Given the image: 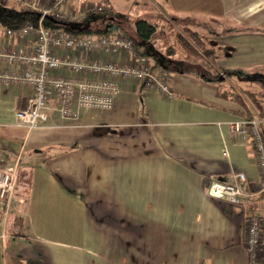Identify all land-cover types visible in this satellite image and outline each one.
I'll return each mask as SVG.
<instances>
[{
    "label": "crops",
    "instance_id": "crops-1",
    "mask_svg": "<svg viewBox=\"0 0 264 264\" xmlns=\"http://www.w3.org/2000/svg\"><path fill=\"white\" fill-rule=\"evenodd\" d=\"M91 1L107 4L106 14L115 11L110 0ZM162 3L165 11L157 9L153 23L164 41L154 40L155 59L147 57L151 71L169 72L171 98L129 77L112 78L118 87L109 110L82 109L76 118L27 128L17 123L16 109L29 87L0 85V154L19 169L15 191L0 202V264H248L246 217L264 213V188L252 147L229 133L227 121L251 114L253 103L243 96L246 113L238 93L264 101L257 97L264 0ZM91 15L74 25L103 27L87 23ZM1 23L0 45L27 42L29 36L4 37L9 26ZM174 23L200 34L211 57L174 39ZM124 30L132 35L134 26L89 34ZM70 55L124 62L131 53L73 49ZM224 85L228 97L218 94ZM236 172L245 176L240 203L207 193L211 180L229 183Z\"/></svg>",
    "mask_w": 264,
    "mask_h": 264
},
{
    "label": "built area",
    "instance_id": "built-area-1",
    "mask_svg": "<svg viewBox=\"0 0 264 264\" xmlns=\"http://www.w3.org/2000/svg\"><path fill=\"white\" fill-rule=\"evenodd\" d=\"M22 9L35 10L34 23L13 28L6 27L4 37L29 36L26 43L0 45V85L11 82L25 84L29 93L25 105L16 109L19 125L33 128L47 124L54 118H76L82 109L109 110L118 84L112 78L129 77L151 90L171 98L169 72L158 67L151 71V62L145 55L137 54L132 41L124 32L110 35L89 33L75 35L62 28H47L44 20L51 16L67 23L84 20L88 14L110 7L101 1H83L79 6L72 0H13ZM131 53L130 59L100 61L70 55L71 50L114 49ZM66 69L74 75L57 74ZM86 72L101 77H79ZM251 114L227 121L229 133L246 138L252 147L255 163L260 171L264 188V101L250 105ZM226 154V151H223ZM17 162L6 164L0 154V202L3 203L15 191L19 174ZM243 172L233 173L232 182L211 180L207 193L223 197L231 204H238L245 195ZM244 248L248 264H264V213L248 214L245 222Z\"/></svg>",
    "mask_w": 264,
    "mask_h": 264
},
{
    "label": "trees",
    "instance_id": "trees-1",
    "mask_svg": "<svg viewBox=\"0 0 264 264\" xmlns=\"http://www.w3.org/2000/svg\"><path fill=\"white\" fill-rule=\"evenodd\" d=\"M13 1V0H12ZM14 2V1H13ZM17 4L16 2H14ZM156 8H158L160 11H165L164 4L155 3ZM18 7V8H17ZM111 10H102L99 12L90 13L91 14H103V13H110ZM38 13L35 10H28V9H22L18 4L16 5H6L5 0H0V21L3 22L5 25L13 28H18L26 23H34L37 20ZM162 18L164 17L163 13H160ZM88 17V16H87ZM87 17L84 19L86 20ZM175 24V23H174ZM44 26L47 28H56L60 26V28L64 29L65 31L72 33V34H79V33H90V32H105V29L103 27H83L81 25H74L72 23H67L64 20L56 19L54 17H47L44 20ZM134 33L127 34V31L124 30V33L129 36V38L132 41V48L133 50L140 55L150 56L152 59H155L153 56L154 49L159 46V43L155 46L152 45V42L154 40H157L158 42L164 41L162 36H158L160 33L159 27L151 22L150 20L146 18H138L134 21ZM176 26L177 28H173ZM170 24L169 28H171V33H173V38L179 41L186 50H189L190 52L199 51L201 54L205 55L206 57L210 58L211 53L209 51V48L206 46V44L201 40L200 34L197 32L192 31L186 26L183 25H177ZM123 32V31H122ZM168 36V34L166 35ZM165 37V36H164ZM171 47V44L170 46ZM157 62L153 63V67L157 66ZM220 96L228 97L230 96V91L228 86L224 85L220 92H218ZM245 96L246 98H249L250 101L254 105L259 104V100H257L253 95L251 94H243L238 93L236 96V100L243 105L244 111L248 112V105L245 102V99L243 98Z\"/></svg>",
    "mask_w": 264,
    "mask_h": 264
},
{
    "label": "rangeland",
    "instance_id": "rangeland-1",
    "mask_svg": "<svg viewBox=\"0 0 264 264\" xmlns=\"http://www.w3.org/2000/svg\"><path fill=\"white\" fill-rule=\"evenodd\" d=\"M6 5H10L12 0H5ZM165 0H110L115 11L110 14H92L88 18L87 23H94L103 26L106 30H114L120 25L131 24L138 18H146L154 22L158 11L155 3L163 4ZM2 23L0 22V27ZM225 78V73L220 74ZM261 92L257 93V97L264 99V79L257 86Z\"/></svg>",
    "mask_w": 264,
    "mask_h": 264
}]
</instances>
